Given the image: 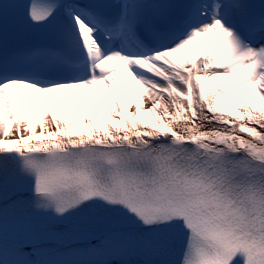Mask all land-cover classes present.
Here are the masks:
<instances>
[{
	"label": "snow or ice",
	"instance_id": "obj_1",
	"mask_svg": "<svg viewBox=\"0 0 264 264\" xmlns=\"http://www.w3.org/2000/svg\"><path fill=\"white\" fill-rule=\"evenodd\" d=\"M0 264H264V0H0Z\"/></svg>",
	"mask_w": 264,
	"mask_h": 264
},
{
	"label": "bare ground",
	"instance_id": "obj_2",
	"mask_svg": "<svg viewBox=\"0 0 264 264\" xmlns=\"http://www.w3.org/2000/svg\"><path fill=\"white\" fill-rule=\"evenodd\" d=\"M118 77H119V79H120V78H121V79H126V78H128V79H132L131 76H129L127 73H118V74L114 77V79H115L116 81H118ZM133 82H134V85H135V86H138V85L135 84V81H134V80H133ZM117 84H118V82H117ZM118 86H119V85H118ZM138 87H139V86H138ZM236 89H238V90H243V86L240 85V88H236ZM104 94H105V99H107V96H106V90H105Z\"/></svg>",
	"mask_w": 264,
	"mask_h": 264
}]
</instances>
